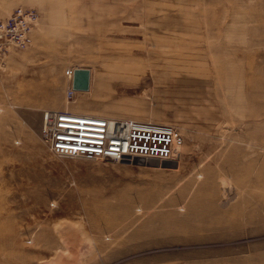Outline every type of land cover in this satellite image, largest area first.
Segmentation results:
<instances>
[{
	"label": "rangeland",
	"instance_id": "1",
	"mask_svg": "<svg viewBox=\"0 0 264 264\" xmlns=\"http://www.w3.org/2000/svg\"><path fill=\"white\" fill-rule=\"evenodd\" d=\"M15 6L38 22L0 67V264H264V0H0V16ZM68 66L89 83L67 100ZM61 106L170 124L179 154H54L38 128Z\"/></svg>",
	"mask_w": 264,
	"mask_h": 264
},
{
	"label": "built area",
	"instance_id": "2",
	"mask_svg": "<svg viewBox=\"0 0 264 264\" xmlns=\"http://www.w3.org/2000/svg\"><path fill=\"white\" fill-rule=\"evenodd\" d=\"M38 13L32 7L15 6L0 16V67L14 50L32 43V31ZM72 66L63 70L65 98L74 92L68 84ZM39 138L54 154L84 158L123 159L135 156L157 160L179 154L182 136L170 124L131 117H112L73 111L67 108L43 109L38 128Z\"/></svg>",
	"mask_w": 264,
	"mask_h": 264
},
{
	"label": "water",
	"instance_id": "3",
	"mask_svg": "<svg viewBox=\"0 0 264 264\" xmlns=\"http://www.w3.org/2000/svg\"><path fill=\"white\" fill-rule=\"evenodd\" d=\"M88 79H89V70L87 68H80L75 67L72 71V77H71V87L73 89H84L86 90L88 87ZM134 161H142V157L135 156L132 158ZM147 161H154V163H157V159L154 158H144ZM169 160H161L162 162H167ZM173 165H175V161L173 160Z\"/></svg>",
	"mask_w": 264,
	"mask_h": 264
},
{
	"label": "bare ground",
	"instance_id": "4",
	"mask_svg": "<svg viewBox=\"0 0 264 264\" xmlns=\"http://www.w3.org/2000/svg\"><path fill=\"white\" fill-rule=\"evenodd\" d=\"M74 68H75V67H74ZM72 71H73V70H72ZM71 77H72V75H71ZM68 84H71V79H70V81H69ZM87 88H88V87H87ZM83 90H84V89H73V92H74V93H76V92L78 93V92L83 91ZM179 147H180V146H179ZM179 149H180V148H177L178 152H179ZM118 160H120V159H118ZM181 208H182V207H181Z\"/></svg>",
	"mask_w": 264,
	"mask_h": 264
},
{
	"label": "crops",
	"instance_id": "5",
	"mask_svg": "<svg viewBox=\"0 0 264 264\" xmlns=\"http://www.w3.org/2000/svg\"><path fill=\"white\" fill-rule=\"evenodd\" d=\"M89 70V69H88ZM88 83H89V79H88ZM64 106V105H63ZM63 106H61V107H59V108H57V109H61Z\"/></svg>",
	"mask_w": 264,
	"mask_h": 264
}]
</instances>
